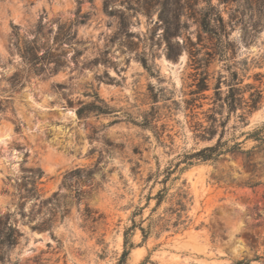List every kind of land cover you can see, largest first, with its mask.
<instances>
[{
  "label": "rangeland",
  "instance_id": "rangeland-1",
  "mask_svg": "<svg viewBox=\"0 0 264 264\" xmlns=\"http://www.w3.org/2000/svg\"><path fill=\"white\" fill-rule=\"evenodd\" d=\"M204 16L227 45L208 67L209 89L194 95L189 53L216 44L202 30ZM32 47L34 65L22 58ZM232 73L239 96L257 101L250 113L229 114L214 101L215 85L223 97ZM94 93L109 113L78 115ZM0 100L7 105L0 135L8 134L0 141V215L11 214L22 233L16 246L0 249L5 264H117L132 214L146 227L155 205L147 197L163 186L166 199L152 217L169 216L183 187L185 222L145 241L136 229L127 264L264 257V150L252 151L254 172L240 153L194 160L183 171L179 164L216 142L220 126L212 140L198 137L208 115L225 122L222 142H241L242 151L255 145L244 134L264 126V0H0ZM145 116L151 127L139 126ZM36 167L41 196L24 199ZM52 215L51 231L31 229Z\"/></svg>",
  "mask_w": 264,
  "mask_h": 264
},
{
  "label": "trees",
  "instance_id": "trees-1",
  "mask_svg": "<svg viewBox=\"0 0 264 264\" xmlns=\"http://www.w3.org/2000/svg\"><path fill=\"white\" fill-rule=\"evenodd\" d=\"M144 12H148V8L143 9ZM212 20L208 17H203L201 19V27L205 34H207L210 40L216 39V44L212 48V52L204 53L200 56L199 51H190L189 60L191 62V66L194 68L196 73L195 78V90L192 92L194 95H198L205 90L209 89V73L208 67L211 64V60L213 56L218 55L219 57H223L226 52L227 41L225 35L221 33L218 27H213L211 25ZM225 39V40H224ZM23 60L30 65H34L39 57L37 56V49L35 47L29 48L22 55ZM168 58H173L168 55ZM143 66L148 69L147 63L143 61ZM237 73H232L231 83L228 84V92L222 97L220 93V81L214 87V101L220 102L222 105L220 107H226L228 113L236 112L237 108H247V112L256 109V100L253 95H250V103L243 100L242 97L239 96L238 89H236V81H238ZM233 82V83H232ZM6 104V102H5ZM0 100V115L4 114L7 110V105ZM87 112H93L96 114H108V107L104 104L103 100L98 96L97 93H94V101L83 104L81 107L77 109L78 115H83ZM244 114L240 116L242 122L244 121ZM207 126L200 125L199 126V134L198 137L204 140H212L215 137V133L217 128L220 126L222 128L216 142L213 145L205 146L194 153L184 154L183 161L180 163H184L186 166L182 167L180 171L186 169V167L193 165V161L199 162H216L220 157L231 154L237 155L238 153L243 154L245 160V168H249L252 172H254L257 168L255 162L252 161L253 150L254 149H262L264 150V126H257L252 131L246 132L244 135L246 136L245 140H252L255 142V145L251 150L242 151L241 150V142H235L233 145H228L226 142H222V137L224 135V127L225 122H218L214 115L207 116ZM139 126L142 128L151 127V121L148 116H145L143 120L139 123ZM179 164L175 166L172 170H166V176L163 178L161 183L165 185L169 180L170 176L176 172L179 167ZM30 177L28 184L29 187L26 186L24 191L25 194L23 196L24 199H38L40 198V190L38 186L42 183L41 179L43 177V172L39 167L32 168L29 170ZM156 176H158L156 174ZM152 175H149L146 181H150ZM179 177H175L173 181L178 180ZM258 183H245V186L255 187ZM168 188L163 186L159 189L154 196H148L146 205H149L150 200L155 201L154 207L150 211V215L148 216V224L146 227L142 225V222L136 223L134 217L138 215V213L134 212L131 218V225L125 228L123 232V249L121 255L118 259L117 264H127L128 256L131 250L134 248V244L132 242V235L136 229H138L141 233L143 241H145L154 231H164L168 230L170 227L177 228L180 224L184 223L182 221V215L187 210V196L188 193L183 187H179L177 191V199L175 200L174 205L170 206L167 209V214L158 215L153 218L154 213L159 209L161 204L165 201L167 195ZM58 195V192H54L51 197H48L43 200L44 203H49ZM175 216L174 221H172V216ZM23 216V213H22ZM52 219H50V223L43 222L41 224H37L31 226L33 231L43 232V231H51L53 218L56 215H52ZM12 215L6 213L4 215H0V249L3 247H14L19 243V240L22 237V233L19 231L16 225V221L11 219ZM187 218V216H186ZM94 222V221H93ZM184 228H186L184 226ZM264 264V257L255 255L254 258L251 259H241L233 262L232 264H253V262H260ZM6 259L3 255L0 254V264H5Z\"/></svg>",
  "mask_w": 264,
  "mask_h": 264
},
{
  "label": "bare ground",
  "instance_id": "bare-ground-1",
  "mask_svg": "<svg viewBox=\"0 0 264 264\" xmlns=\"http://www.w3.org/2000/svg\"><path fill=\"white\" fill-rule=\"evenodd\" d=\"M7 136H8V134H6V133H2V134L0 135V141H2L3 138H5V137H7Z\"/></svg>",
  "mask_w": 264,
  "mask_h": 264
},
{
  "label": "water",
  "instance_id": "water-1",
  "mask_svg": "<svg viewBox=\"0 0 264 264\" xmlns=\"http://www.w3.org/2000/svg\"><path fill=\"white\" fill-rule=\"evenodd\" d=\"M47 171H48V172H54V168H53L52 166H49V167L47 168Z\"/></svg>",
  "mask_w": 264,
  "mask_h": 264
}]
</instances>
